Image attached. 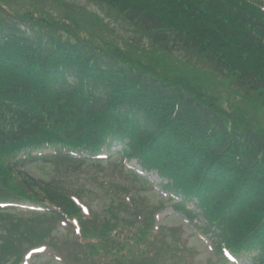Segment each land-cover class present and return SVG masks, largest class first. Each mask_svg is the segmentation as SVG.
<instances>
[{
  "label": "trees",
  "instance_id": "trees-1",
  "mask_svg": "<svg viewBox=\"0 0 264 264\" xmlns=\"http://www.w3.org/2000/svg\"><path fill=\"white\" fill-rule=\"evenodd\" d=\"M97 1L135 25L153 48L193 52L244 98L257 96L255 110L264 108V0ZM12 18L0 21V204L43 211L22 218L11 208L0 212V261L20 264L30 249L53 241L68 264H101L105 249L117 264H155L152 251L139 258L150 225L141 210L135 220L114 215L113 223L103 222L81 198L78 204L65 191L41 189L18 168L23 159L40 160L31 154L46 148L97 153L119 143L124 159L137 158L169 181L163 188L175 210L199 223L220 259L227 248L248 264H264V125L256 113L243 109L234 117L200 87L140 68L120 50L81 40L70 26ZM58 30L73 41L56 38ZM45 159L54 166L73 162L66 154ZM74 220L79 243L70 232L56 242L59 225L73 229ZM83 240L93 241L95 257L80 249ZM134 243L139 249L129 260Z\"/></svg>",
  "mask_w": 264,
  "mask_h": 264
},
{
  "label": "rangeland",
  "instance_id": "rangeland-1",
  "mask_svg": "<svg viewBox=\"0 0 264 264\" xmlns=\"http://www.w3.org/2000/svg\"><path fill=\"white\" fill-rule=\"evenodd\" d=\"M0 12L15 14L19 18L31 16L42 19L41 17H43L47 23H61L64 20L75 28L80 39L104 48H122L140 66L152 67L158 73L164 75L165 78L172 80L175 77L174 74L180 72V75L176 77L181 76L183 80H188L191 85L202 87V82L207 81L208 88L215 90L214 92H222V96L221 94L220 96L223 99H221L223 104L226 102L227 95H229L227 87L214 81L216 79L206 70H203L211 71L208 64L196 54L193 52H178L174 54V57L167 58L160 52H151L153 47L146 39L140 38L141 34L136 29L128 27L115 10L96 0H0ZM1 17L4 21H9L5 16ZM57 37L67 38L68 35L65 33L63 35L57 34ZM174 69L175 71H173ZM217 79L220 82H226L225 79ZM188 81L187 84L190 85ZM223 92L227 95L224 96ZM231 99L240 102L238 96H231ZM248 101L245 100L244 104L246 105ZM254 113H256V118L261 121L259 122L261 127L264 125V108H260ZM29 169L35 176L43 180H50L48 177L50 175L49 169L42 168V166H32ZM104 171L106 175L104 177L98 176L97 180L92 175H80L73 178L78 187L84 188L85 200L101 221L113 223L114 215L117 214L123 218L130 217V220H132L136 210L135 205L142 208L143 212H149L150 209L153 211L159 203V207L163 212L160 215L159 224H156L161 225L163 229L160 230L157 239L165 235L167 248L181 253V256H179V253L175 259H165L164 264H175V262L176 264H185L184 261L187 264H221L217 262L218 258L213 255L206 240L199 237L201 235L193 223L186 222L178 215L172 216L176 214L173 213L170 204L156 194L159 190L155 192L143 190L141 189L142 182L132 177L111 176L110 173L116 171L113 166L105 167ZM103 180L109 185L104 186ZM125 188L128 189L129 193L125 192ZM122 193L130 196V199L133 200L130 205L123 202L125 198H123ZM121 204L130 207V214L123 210ZM16 215L20 218L30 216L21 212ZM151 232L156 233L154 230H151ZM4 235L0 230V241ZM156 248H159V245H156ZM1 249L2 247H0V254ZM152 249L153 246H150V250ZM12 262H15L13 257H11V262L7 264H12ZM0 264H6L5 260L0 261ZM32 264L54 263L49 260L48 256H44L32 260Z\"/></svg>",
  "mask_w": 264,
  "mask_h": 264
}]
</instances>
